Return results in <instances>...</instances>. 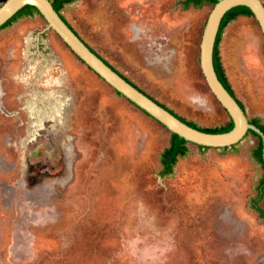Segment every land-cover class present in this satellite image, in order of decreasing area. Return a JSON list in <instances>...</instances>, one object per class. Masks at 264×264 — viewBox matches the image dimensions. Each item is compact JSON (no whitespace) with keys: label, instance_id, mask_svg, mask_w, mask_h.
Wrapping results in <instances>:
<instances>
[{"label":"rangeland","instance_id":"374dc122","mask_svg":"<svg viewBox=\"0 0 264 264\" xmlns=\"http://www.w3.org/2000/svg\"><path fill=\"white\" fill-rule=\"evenodd\" d=\"M180 2L74 0L61 14L148 96L219 127L230 117L199 64L213 5ZM45 26L34 15L0 30V264H264V220L250 209L257 138L227 151L189 143L173 175L159 176L170 132ZM218 48L248 119L264 125L258 22L237 17Z\"/></svg>","mask_w":264,"mask_h":264},{"label":"water","instance_id":"95a60500","mask_svg":"<svg viewBox=\"0 0 264 264\" xmlns=\"http://www.w3.org/2000/svg\"><path fill=\"white\" fill-rule=\"evenodd\" d=\"M26 5L36 8L40 17L45 21L46 26L43 31L52 30L55 32L69 50L115 92L120 93L131 104L156 120L169 132L177 134L190 144L209 148L230 147L240 142L249 130L264 140L263 132L249 122L245 109L241 108L237 99L220 82L213 65V50L219 26L223 16L232 8L237 6L249 8L264 34V4L261 0H216L202 33L199 54L200 68L211 92L233 122L232 129L225 133H207L187 125L125 80L68 26L60 13L53 8L50 0H5L0 5V27Z\"/></svg>","mask_w":264,"mask_h":264},{"label":"trees","instance_id":"16d2710c","mask_svg":"<svg viewBox=\"0 0 264 264\" xmlns=\"http://www.w3.org/2000/svg\"><path fill=\"white\" fill-rule=\"evenodd\" d=\"M52 3L53 8L58 12L61 13V10L63 7L74 0H50ZM181 5L182 9H187L190 6L193 7H200L203 4H212L214 5L216 3V0H181ZM34 15H39L38 11L36 8L30 5L24 6L22 9H20L12 18H10L7 22H5L1 27L0 30L9 26L11 23L16 21L17 19L21 17H33ZM239 16H246V17H253L251 11L249 8L245 6H237L229 10L222 18L219 30L216 36L215 44H214V50H213V65L215 72L217 74L218 79L220 82L223 84V86L226 88V90L234 97V92L227 80V77L224 72V68L221 64L220 56H219V43L221 41V35L225 29V27L233 20H235ZM61 17L66 21V19L61 15ZM41 18V17H40ZM68 26L74 30L69 23H67ZM106 62V61H105ZM107 63V62H106ZM108 64V63H107ZM110 67L111 65L108 64ZM112 68V67H111ZM128 81V79H126ZM130 82V81H128ZM131 83V82H130ZM132 84V83H131ZM118 96H121L120 93L115 92ZM152 98V97H151ZM160 104L159 102H157ZM239 105L241 106L242 109H244L243 105L241 102H239ZM162 107L166 108L164 105L160 104ZM170 113L178 117L181 121L185 122L187 125L198 129L203 132L207 133H225L228 132L232 129L233 127V122L231 119L227 123H225L222 126L219 127H214V128H205V127H199L195 123L191 121H187L185 118L177 115L174 113L172 110L166 108ZM143 112V111H142ZM144 113V112H143ZM250 123L254 124L257 126L264 134V125L260 123L258 119H250ZM251 134L252 136L257 138V143L255 147H253L250 150V155L251 157L258 163L260 169H261V177L258 180L257 186L255 188L256 194L255 197H253L250 200V209L254 211L258 218L260 220H264V208L260 206L261 201L264 198V140L261 139V137L256 134L255 132L249 130L244 138L248 135ZM243 138V139H244ZM189 142L184 140L183 138L179 137L175 133L170 132V138H169V143L168 146L165 147L161 153L159 154V165H160V170L158 171L159 176L161 177H170L174 173V168L175 165L178 161V159L184 158L188 155L189 149L188 145ZM237 144H234L230 147H223L221 148L223 151H227L228 149H234ZM200 149H209V147L206 146H198Z\"/></svg>","mask_w":264,"mask_h":264},{"label":"flooded vegetation","instance_id":"af4514ba","mask_svg":"<svg viewBox=\"0 0 264 264\" xmlns=\"http://www.w3.org/2000/svg\"><path fill=\"white\" fill-rule=\"evenodd\" d=\"M60 15H62L61 13H60ZM65 21V20H64ZM66 23H68V22H66ZM74 32H75V30H74ZM76 33V32H75ZM77 34V33H76ZM79 36V35H78ZM82 39V38H81ZM88 45V44H87ZM102 58V57H101ZM103 59V58H102ZM104 60V59H103ZM105 61V60H104ZM112 67V66H111ZM112 69L113 70H115L117 73H119L116 69H114L113 67H112ZM125 80L127 79L125 76H123L121 73H119ZM128 81H130L129 79H128ZM131 82V81H130ZM129 82V83H130ZM132 83V82H131ZM132 85H134L133 83H132ZM135 87H137L136 85H134ZM138 88V87H137ZM139 89V88H138ZM140 91H142L141 89H139ZM143 92V91H142ZM143 93H145V92H143ZM58 94V93H57ZM146 94V93H145ZM61 94H59V96H60ZM147 95V94H146ZM61 96H63V95H61ZM148 96V95H147ZM150 97V96H149ZM235 97V96H234ZM151 98V97H150ZM236 98V97H235ZM66 99V98H65ZM153 99V98H152ZM237 99V98H236ZM154 100V99H153ZM156 101V100H155ZM237 101H238V99H237ZM157 102V101H156ZM65 141H66V139H65Z\"/></svg>","mask_w":264,"mask_h":264},{"label":"bare ground","instance_id":"6f19581e","mask_svg":"<svg viewBox=\"0 0 264 264\" xmlns=\"http://www.w3.org/2000/svg\"><path fill=\"white\" fill-rule=\"evenodd\" d=\"M56 93H58V92H56ZM58 95H59V93H58ZM54 102H55V101H54ZM57 104H58V103H57ZM57 104H56V105H57ZM56 107H57V106H56ZM34 110H35V109H34Z\"/></svg>","mask_w":264,"mask_h":264}]
</instances>
